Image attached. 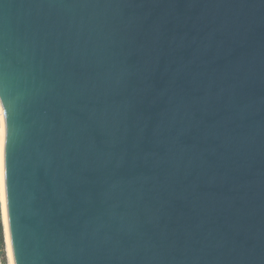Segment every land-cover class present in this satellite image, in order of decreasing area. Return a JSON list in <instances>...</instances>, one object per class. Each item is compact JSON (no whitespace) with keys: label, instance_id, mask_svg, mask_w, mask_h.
<instances>
[{"label":"water","instance_id":"water-1","mask_svg":"<svg viewBox=\"0 0 264 264\" xmlns=\"http://www.w3.org/2000/svg\"><path fill=\"white\" fill-rule=\"evenodd\" d=\"M0 174L11 264H264V0H0Z\"/></svg>","mask_w":264,"mask_h":264},{"label":"trees","instance_id":"trees-1","mask_svg":"<svg viewBox=\"0 0 264 264\" xmlns=\"http://www.w3.org/2000/svg\"><path fill=\"white\" fill-rule=\"evenodd\" d=\"M0 255L4 259V263L6 264L5 256H6V242H5V232H4V224L2 219V209L0 204Z\"/></svg>","mask_w":264,"mask_h":264},{"label":"bare ground","instance_id":"bare-ground-1","mask_svg":"<svg viewBox=\"0 0 264 264\" xmlns=\"http://www.w3.org/2000/svg\"><path fill=\"white\" fill-rule=\"evenodd\" d=\"M0 201H1L2 216H3V221H4V227H5V238H6V248H7L8 262H9V264H11L9 243H8V236H7V228H6V220H5V212H4V202H3V194H2L1 174H0Z\"/></svg>","mask_w":264,"mask_h":264},{"label":"rangeland","instance_id":"rangeland-1","mask_svg":"<svg viewBox=\"0 0 264 264\" xmlns=\"http://www.w3.org/2000/svg\"><path fill=\"white\" fill-rule=\"evenodd\" d=\"M0 204H1V201H0ZM2 209V208H1ZM6 242V241H5ZM5 260H6V264H9V262H8V256H7V248H6V256H5ZM0 264H5L4 263V259H3V257L0 255Z\"/></svg>","mask_w":264,"mask_h":264},{"label":"built area","instance_id":"built-area-1","mask_svg":"<svg viewBox=\"0 0 264 264\" xmlns=\"http://www.w3.org/2000/svg\"><path fill=\"white\" fill-rule=\"evenodd\" d=\"M1 263V262H0Z\"/></svg>","mask_w":264,"mask_h":264}]
</instances>
